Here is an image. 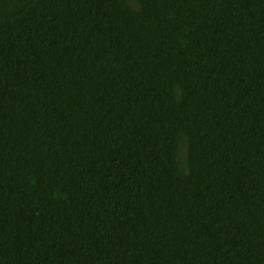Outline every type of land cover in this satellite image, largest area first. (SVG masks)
<instances>
[{
    "label": "trees",
    "instance_id": "obj_1",
    "mask_svg": "<svg viewBox=\"0 0 264 264\" xmlns=\"http://www.w3.org/2000/svg\"><path fill=\"white\" fill-rule=\"evenodd\" d=\"M0 264H264V0H0Z\"/></svg>",
    "mask_w": 264,
    "mask_h": 264
}]
</instances>
